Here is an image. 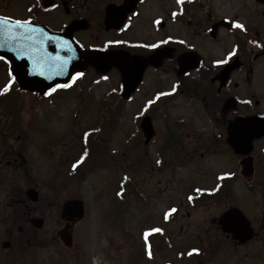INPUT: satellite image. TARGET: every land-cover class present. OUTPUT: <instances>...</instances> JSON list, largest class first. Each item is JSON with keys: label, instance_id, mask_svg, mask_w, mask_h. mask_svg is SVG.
Wrapping results in <instances>:
<instances>
[{"label": "flooded vegetation", "instance_id": "af4514ba", "mask_svg": "<svg viewBox=\"0 0 264 264\" xmlns=\"http://www.w3.org/2000/svg\"><path fill=\"white\" fill-rule=\"evenodd\" d=\"M0 15L56 33L76 24L72 33L82 49L114 51L125 63L154 55L155 63L147 66L134 93L144 83L154 91L151 105L163 128L153 148L159 163L155 169L203 177L178 207L162 212L168 243L181 215L188 221L189 239L216 236V241L212 236L196 238L197 246L188 242L189 256L203 258L192 264H264V0H0ZM0 72V107L16 104L21 96L35 104L59 102L72 89V84L57 85L55 92L41 96L18 90L4 60ZM109 73L121 77L115 67L105 75ZM178 105L194 109L206 129L195 130L191 115L172 114ZM4 121L0 118V173L23 162L20 137ZM8 196L4 209L14 211L20 221L0 235V264H19L22 256L26 264H64L76 249L74 243L66 249L58 239L64 223L59 219L47 236L45 211L27 200L25 192ZM196 214L197 222L190 221ZM33 218L43 225L36 226ZM152 238L151 247L157 250L158 235ZM58 246L54 254L47 253ZM210 248L232 256L204 262Z\"/></svg>", "mask_w": 264, "mask_h": 264}, {"label": "rangeland", "instance_id": "374dc122", "mask_svg": "<svg viewBox=\"0 0 264 264\" xmlns=\"http://www.w3.org/2000/svg\"><path fill=\"white\" fill-rule=\"evenodd\" d=\"M0 77L3 82L1 72ZM79 80L83 92L75 88L59 98V102L35 104L36 101L21 96L16 104L0 107V118L8 124L9 132L20 137L23 158V162L17 163L20 166L0 174V235L20 221L14 211L4 209V200L8 203V195L14 191L22 193L35 187L40 200L34 206L45 211L47 228L43 232L47 236L52 235L50 229L57 225L59 206L65 200L77 198L84 202L85 216L74 227L76 249L64 264H76L78 259L79 264H192L203 260L189 256L188 242L196 243V238L211 236L216 241V236L194 235L189 239L184 226L188 221L183 222L181 215L174 225L170 246L160 240L164 237L166 240L162 229H168L163 226L162 212L171 205L178 207L188 190L201 184L197 181L203 177L193 171L163 174L155 169L159 163L153 148L159 145L163 128L159 112L151 105L153 88L144 83L125 102L118 93L120 77L114 73L103 77L88 69ZM114 94L118 97L116 101L112 98ZM104 103L110 105L109 109L101 108ZM171 112L184 118L191 115L196 118L195 130L206 129V124L193 115L194 109L178 105ZM143 114L154 117L153 127L158 133L148 149L143 146L139 129ZM86 146L95 161L97 156L104 159V166L89 171V158L76 171V177L67 179L69 164L85 153ZM81 173L84 178H79ZM197 218V214L193 215L190 221L197 222ZM155 228L162 231L157 250L147 246L148 239L153 241L151 230ZM59 249L60 246L49 247L47 253L54 254ZM229 256L231 252L210 248L204 262L221 261ZM19 264H26V257L22 256Z\"/></svg>", "mask_w": 264, "mask_h": 264}, {"label": "water", "instance_id": "95a60500", "mask_svg": "<svg viewBox=\"0 0 264 264\" xmlns=\"http://www.w3.org/2000/svg\"><path fill=\"white\" fill-rule=\"evenodd\" d=\"M32 29L27 34L31 39L22 41H11V36H23L26 29H16L15 22L11 21L0 29V43L8 42L5 47H0V56H3L10 63V71L17 80L20 89L27 91H36L41 95L46 93L55 84H67L76 72H83L88 66L97 69L101 73H106L112 66L121 71V96L125 99L131 97V93L140 83L143 71L148 65L154 62V55L149 58L135 57L129 63L124 62V58L116 52H101L98 50L83 51L80 46L72 39V32L76 27H69L62 34L50 32L43 26L29 24ZM10 31V35L8 34ZM51 38V39H49ZM67 40L71 42L72 51H66L57 46V41ZM26 48L23 54H18L16 49L21 46ZM59 55L62 60L68 63L61 71L54 63L55 57ZM41 73H43L41 75ZM139 129L142 140L149 144L156 135L155 128L152 125V119L149 116H143ZM238 151V149H237ZM26 195L29 200L36 202L38 192L35 189H28ZM61 219L66 222L81 221L84 216L85 208L80 200H69L62 206ZM36 226H42L40 220H33ZM67 225L60 230L59 237L65 246L70 247L71 236ZM7 245V243H4Z\"/></svg>", "mask_w": 264, "mask_h": 264}, {"label": "snow or ice", "instance_id": "6c2138e0", "mask_svg": "<svg viewBox=\"0 0 264 264\" xmlns=\"http://www.w3.org/2000/svg\"><path fill=\"white\" fill-rule=\"evenodd\" d=\"M181 2H182V0H181ZM9 22H10L9 17H0V29H3V26ZM29 24H30V21H23V22L20 20L15 21V28L16 29H26L27 32L23 36L17 37V36H11L10 31H9L8 34L10 35V40L11 41H22V40L31 39V37L27 34L28 32L32 31V29L28 28ZM240 27H242V26H240ZM49 39H51V38H49ZM7 43H8L7 41L0 43V47H5ZM57 46L61 49L66 50V51H72V46H71L70 41H67V40L57 41ZM151 47H156V45H151ZM16 51L18 54H23L26 51V48L22 45L20 48L16 49ZM3 59H4V57L0 56V60H3ZM54 63L62 71L63 67L68 63V61L62 60L61 57L59 55H57L54 59ZM42 74L43 73H41V75ZM75 75H76V77H79V76H82L83 73L77 72ZM14 79H15V77H13V80ZM10 86H11V81L9 82V85H6L2 91L7 92L9 90ZM57 87L63 88V87H68V85H58ZM52 91L55 92L56 89L53 88ZM172 211H175V209H173ZM151 231L160 232L161 229L155 228V229H152ZM147 236H148V233H145V239H147ZM148 254H149V256H151V252H149Z\"/></svg>", "mask_w": 264, "mask_h": 264}, {"label": "trees", "instance_id": "16d2710c", "mask_svg": "<svg viewBox=\"0 0 264 264\" xmlns=\"http://www.w3.org/2000/svg\"><path fill=\"white\" fill-rule=\"evenodd\" d=\"M112 98H113L114 101H116L118 97H116L115 95H112ZM109 106L110 105L108 103H104L103 105H101V108L102 109H109ZM87 146L85 147L86 148L85 149V159L87 161L90 158L88 170L89 171H94L96 169H99V167L104 166L103 165V163H105L104 159H102L101 156L100 157L97 156L96 161H95V156L93 154L91 155V153H90V147H87ZM79 168H81V165L75 166V167H71V171L72 170L77 171V170H79ZM83 176H85V174Z\"/></svg>", "mask_w": 264, "mask_h": 264}]
</instances>
